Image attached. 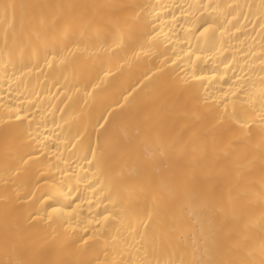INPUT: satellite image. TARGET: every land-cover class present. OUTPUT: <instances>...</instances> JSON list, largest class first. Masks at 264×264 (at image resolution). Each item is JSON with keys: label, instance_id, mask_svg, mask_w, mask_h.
I'll return each mask as SVG.
<instances>
[{"label": "bare ground", "instance_id": "obj_1", "mask_svg": "<svg viewBox=\"0 0 264 264\" xmlns=\"http://www.w3.org/2000/svg\"><path fill=\"white\" fill-rule=\"evenodd\" d=\"M0 264H264V0H0Z\"/></svg>", "mask_w": 264, "mask_h": 264}]
</instances>
